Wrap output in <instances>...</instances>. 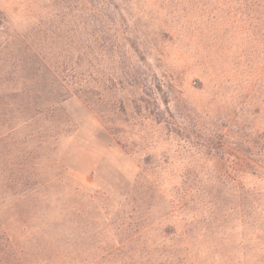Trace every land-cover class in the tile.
I'll return each mask as SVG.
<instances>
[{
	"label": "rangeland",
	"instance_id": "obj_1",
	"mask_svg": "<svg viewBox=\"0 0 264 264\" xmlns=\"http://www.w3.org/2000/svg\"><path fill=\"white\" fill-rule=\"evenodd\" d=\"M0 260L264 264V0H0Z\"/></svg>",
	"mask_w": 264,
	"mask_h": 264
},
{
	"label": "trees",
	"instance_id": "obj_2",
	"mask_svg": "<svg viewBox=\"0 0 264 264\" xmlns=\"http://www.w3.org/2000/svg\"><path fill=\"white\" fill-rule=\"evenodd\" d=\"M0 264H2V260H0ZM3 264H8V263L5 261V262H3Z\"/></svg>",
	"mask_w": 264,
	"mask_h": 264
}]
</instances>
